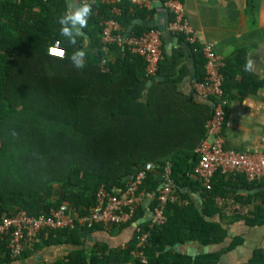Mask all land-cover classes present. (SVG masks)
<instances>
[{
    "label": "trees",
    "instance_id": "16d2710c",
    "mask_svg": "<svg viewBox=\"0 0 264 264\" xmlns=\"http://www.w3.org/2000/svg\"><path fill=\"white\" fill-rule=\"evenodd\" d=\"M88 4L92 13L87 27L82 34L74 32L77 43L72 45L60 35L58 22L68 11L67 0H0V220L20 210L38 216L63 202L85 213L99 189L111 193L124 189L146 163L155 164L156 169L141 189L156 193L163 168L169 163L171 178L190 199V205L170 206L172 213L164 225L149 229V223H143L139 230H148L150 238L140 253L147 264H218L222 255L236 246L233 238L231 245L222 249L230 240L228 227L241 219L254 223L251 214L258 223L256 216L264 209L257 205L249 214L239 210L226 221L216 198L235 195L242 200L243 195L232 188H260L264 182L250 183L243 174L217 173L209 193L189 176L199 162L195 148L203 137L210 105L178 91L182 54L168 55L163 47L157 76L164 81L149 86L153 78L146 76L144 58L126 47L105 49L100 34L102 21L113 19L123 33L132 27L131 36L141 35L152 28L134 24V20H152V11L128 2L108 6L90 0ZM54 43L64 50L63 58L48 54ZM78 50L85 52L82 69L71 62ZM192 51L199 83L205 79L206 63L199 50ZM244 60L245 54L240 53L231 66L243 67ZM227 68L222 70L225 78ZM238 86L246 96L263 88L264 81L247 76ZM11 115H41L71 126L37 125ZM258 193L264 196V190ZM196 194L202 196V212L197 208ZM142 217L138 206L129 225ZM139 230L125 249L90 256L79 252L56 264H139L132 256ZM76 231L70 232L76 237ZM188 243L210 248L208 252L203 248L196 257L176 251L178 244ZM12 262L6 241L1 239L0 264ZM244 264H264V251L255 250Z\"/></svg>",
    "mask_w": 264,
    "mask_h": 264
},
{
    "label": "built area",
    "instance_id": "2783aa9c",
    "mask_svg": "<svg viewBox=\"0 0 264 264\" xmlns=\"http://www.w3.org/2000/svg\"><path fill=\"white\" fill-rule=\"evenodd\" d=\"M90 0H79V5ZM100 4L116 6L128 2L140 9L158 11L170 15L166 30L174 36L182 37L190 48L199 50L205 60V79L195 83L197 97L210 104V112L204 124V134L195 150L199 154V162L189 176L196 180L205 192L213 190V181L217 173L226 176L245 175L247 181L255 184L264 182V150L260 147L235 149L226 145L224 128L228 119V100L223 90L224 63L212 43H200L195 28L186 18L183 4L179 0H168L161 3V8H154L152 0H96ZM172 16V17H171ZM100 40L105 49L112 46L126 47L132 54L144 58L146 76L156 78L160 63L163 61L162 31L154 27L141 35L125 36L120 24L113 19L103 20ZM48 54L63 58L65 53L58 43L48 48ZM156 169L155 164L146 163L136 170L126 183L124 189L111 193L101 188L95 201L85 213L76 207L63 202L51 207L48 212L31 216L20 210L0 220V240L5 239L6 250L11 261H17L23 254L32 252L40 233L60 229L70 231L76 229H92L95 226H124L134 218L137 207L143 200H154L149 229L167 223L172 209L177 205L186 207L190 199L183 196L174 180L172 168L167 163L162 171L161 184L156 193L141 189L148 174ZM216 203L223 209L227 208L232 215L242 209V203L236 198L217 197ZM140 231V230H139ZM150 232L140 231L136 237V250L132 256L138 258L139 264H147L148 260L140 250L148 245ZM113 264H138L137 262Z\"/></svg>",
    "mask_w": 264,
    "mask_h": 264
},
{
    "label": "crops",
    "instance_id": "0c3cea01",
    "mask_svg": "<svg viewBox=\"0 0 264 264\" xmlns=\"http://www.w3.org/2000/svg\"><path fill=\"white\" fill-rule=\"evenodd\" d=\"M181 3L200 43L214 44L218 55L223 59L224 66L229 67L225 78L229 107L224 128L226 145L239 150L252 147H260L264 150V87L255 93L243 96L238 86L239 83L246 81L247 76L264 81V0H181ZM73 4L79 6V0H73ZM67 6L68 11L72 9L68 0ZM163 14L165 13L153 10L150 18L167 26L169 19ZM136 21L143 20H134V24L141 25ZM178 38L176 43L164 39V49L168 55L180 52L183 56L178 67L177 77L182 79L177 83L178 91L197 102L209 104L199 99L195 93L197 61L192 48L182 37ZM194 51L196 52V49ZM240 53L245 54L243 67H232V62L236 61ZM248 60L253 62L254 70L246 71L245 74L242 68ZM261 187H234L232 190L242 194L243 199L240 200L235 195L223 198L230 200L236 198L242 203L241 210L249 214L255 211L254 207L257 205L263 206L264 209V196L258 193L264 190ZM139 208L143 211V217L130 225L102 226L92 230L77 229L76 237L68 230L39 234L33 251L22 255L11 264H56L79 252L90 256L94 252L108 253L111 250L125 249L134 241L140 226L146 223L142 220L151 216L148 211L152 209L149 200H143ZM222 210L227 215L226 221L230 220L232 213L227 208ZM261 213L263 214L256 216L260 223H255L254 214L250 216L254 223L248 224L243 219L235 220L230 227V240L220 248H228L233 238L237 239L236 246L223 254L218 264H244L251 259L255 250L264 251V210H261ZM203 248L199 243H188L180 246L176 251L188 255L194 253L196 257ZM209 248L206 246L204 249L208 252Z\"/></svg>",
    "mask_w": 264,
    "mask_h": 264
},
{
    "label": "clouds",
    "instance_id": "9594fccd",
    "mask_svg": "<svg viewBox=\"0 0 264 264\" xmlns=\"http://www.w3.org/2000/svg\"><path fill=\"white\" fill-rule=\"evenodd\" d=\"M92 13V6L84 3L70 9L63 17L58 21L61 25L60 35L67 38V41L76 45L77 41L74 35L79 34L82 29L87 27L88 19ZM71 62L77 69H82L85 66V52L78 50L73 52L71 56ZM253 62L248 60L244 65V71H253Z\"/></svg>",
    "mask_w": 264,
    "mask_h": 264
},
{
    "label": "water",
    "instance_id": "95a60500",
    "mask_svg": "<svg viewBox=\"0 0 264 264\" xmlns=\"http://www.w3.org/2000/svg\"><path fill=\"white\" fill-rule=\"evenodd\" d=\"M152 1H153V7H154V8H161V7H162V5H161V1H160V0H152ZM68 2H69V6L72 7V8L78 6V5H74V4H73V0H68ZM163 15L166 16L168 19H169V17H170L168 13H165V14H163ZM136 22H137V23L140 22L141 25L146 26V27H151V28L158 27V28L162 31V37H163V39H166L168 42L176 43L177 40L179 39L177 36L172 35L171 33H169V32L166 30V25L161 24V23L158 22V21H153V20H152V21H144V20H143V21H136ZM167 23H168V21H167ZM131 30H132V27H129V28L127 29V31L125 32V36H128V35L131 33ZM79 34H82V32L79 33ZM169 53H170V52H169ZM162 80L164 81V78H163V77H161V76H157L156 78H153V79L149 82V86H150L151 84H153V83H156V82H158V81H162ZM261 188L264 189V185H263ZM158 189H159V187H158ZM239 190H241V189H239ZM194 197H195L196 202H197V208L199 209L200 212H202V205H203V199H202V196L196 194V195H194ZM148 211H150V214L152 213V210H151V209H149ZM206 220H208V221H213V218H208V217H206ZM142 221H143V222H149V221H150V217H146V218H144ZM230 230H231L230 227H228L229 235L231 234V231H230ZM180 246H181V245L178 244V245L176 246V249L179 248ZM190 255L193 256V257H195V254H194V253H191Z\"/></svg>",
    "mask_w": 264,
    "mask_h": 264
},
{
    "label": "rangeland",
    "instance_id": "374dc122",
    "mask_svg": "<svg viewBox=\"0 0 264 264\" xmlns=\"http://www.w3.org/2000/svg\"><path fill=\"white\" fill-rule=\"evenodd\" d=\"M10 118L18 119L19 120H25L28 122H31L33 124L37 125H48V126H53V127H61V128H70V124H67L60 119H48L47 117L44 116H30V115H11Z\"/></svg>",
    "mask_w": 264,
    "mask_h": 264
}]
</instances>
